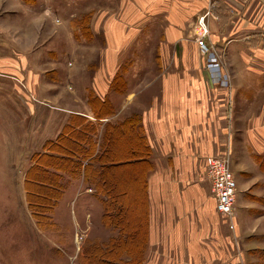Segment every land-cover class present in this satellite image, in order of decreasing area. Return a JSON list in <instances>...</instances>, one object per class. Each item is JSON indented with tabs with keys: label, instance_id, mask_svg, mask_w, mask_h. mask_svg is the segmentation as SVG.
I'll return each instance as SVG.
<instances>
[{
	"label": "rangeland",
	"instance_id": "rangeland-1",
	"mask_svg": "<svg viewBox=\"0 0 264 264\" xmlns=\"http://www.w3.org/2000/svg\"><path fill=\"white\" fill-rule=\"evenodd\" d=\"M128 1L131 9L124 0H0V264H91L95 257L83 258L86 239L108 237L100 231L102 203L87 193L84 174L63 175V192L49 212L37 205L44 189L26 183L35 157L53 154L50 142L70 121L94 123L102 137L109 123L138 121L177 69L218 63L225 69L228 63L223 79L231 81V72L247 62L235 66L201 52L198 42L208 37L201 27L204 12L185 40L170 42L167 35L180 28L165 15L141 11L140 0ZM126 99L133 102L125 107ZM106 101L113 115L95 122V111L109 110L101 105ZM223 114L228 146L221 155L229 157L238 181L236 228L221 224V262L216 250L212 264H264V89L229 90ZM114 135L111 146L119 142L128 152L130 133ZM135 189H124L134 202ZM127 214L128 230L140 231V220L132 222L134 215Z\"/></svg>",
	"mask_w": 264,
	"mask_h": 264
},
{
	"label": "crops",
	"instance_id": "crops-1",
	"mask_svg": "<svg viewBox=\"0 0 264 264\" xmlns=\"http://www.w3.org/2000/svg\"><path fill=\"white\" fill-rule=\"evenodd\" d=\"M144 1L140 0L144 4L141 11L157 17L165 15L171 27L180 28L167 35L168 41L185 40V32L195 26L204 12L207 17L201 21V27L207 29L205 41L211 46L212 54L225 62L230 59L235 66L240 60L247 62L230 73L231 81L223 79L228 63L225 69L218 63L211 69L202 66L177 69L174 73L177 77L162 83L161 98L142 108L139 114L149 155L144 162L145 180L138 206L139 241L133 239L136 229L128 230L130 225L122 226L121 220L114 222L120 216L118 212L111 216L115 218L110 219L109 225L104 224L103 210L100 217L103 231H100L106 230L108 237L88 238L84 245L139 252L124 257L131 264H212V252L216 250L221 262V231L222 225L226 230L227 221L217 212L212 198L205 159L227 150L223 113L227 110L229 90L264 89L261 86L264 84V0ZM123 5L132 7L128 0ZM215 75L219 80H214ZM132 102L126 99L125 107ZM83 186L97 203L105 199L87 183ZM85 233L88 237V232ZM223 245L226 254V238Z\"/></svg>",
	"mask_w": 264,
	"mask_h": 264
},
{
	"label": "trees",
	"instance_id": "trees-1",
	"mask_svg": "<svg viewBox=\"0 0 264 264\" xmlns=\"http://www.w3.org/2000/svg\"><path fill=\"white\" fill-rule=\"evenodd\" d=\"M101 105H105L109 110L106 114L95 111L93 115L95 122H101L113 115L109 101L102 102ZM74 116V119L79 118V120L82 117ZM94 125V123H90L89 127H84L79 122L70 121L58 136V140L54 143L50 142L49 150L53 154H46L43 156L44 159L35 157V165L28 171L26 183L44 189L43 197L36 193L33 194L42 198V202H38L37 205L44 206V209L49 212L52 204L60 198L63 192L61 185L63 175L74 176L80 172V174H84V182L93 186L97 195L105 197L102 200L104 224L109 225L110 219L114 220L115 218V216L112 218L111 216L118 212L120 216L116 217L114 222L119 223L121 220L122 226L130 225L131 219L127 217L129 211L134 215L132 222L138 220V206L141 202L140 191L143 190L145 180L144 162L149 156L147 144L141 134L140 117L138 121L135 117L125 119L116 126H111L109 123L108 133L102 137L98 136L96 125ZM128 133L132 139L126 137ZM114 134H117V138L118 135H126L124 137H126V141H129L127 142V145H130V147L127 146L129 153L125 148L126 145L123 150L116 146L119 142L114 141L115 148L111 146L116 137ZM92 180L95 182L91 183ZM131 188H136L133 193L137 192L138 200L136 199L135 202V195L132 196L126 190L124 191V189L129 191ZM40 203L43 205L40 206ZM136 231L137 235L133 239L138 242L139 230L136 228ZM114 246L121 248L123 244ZM85 249L87 252L85 254L83 252L84 260H88L92 256L95 257L94 260H91V264H131V261L126 262L124 257H130V253L134 255L132 251H109L101 248L100 245H87Z\"/></svg>",
	"mask_w": 264,
	"mask_h": 264
},
{
	"label": "built area",
	"instance_id": "built-area-1",
	"mask_svg": "<svg viewBox=\"0 0 264 264\" xmlns=\"http://www.w3.org/2000/svg\"><path fill=\"white\" fill-rule=\"evenodd\" d=\"M199 48L203 54L211 53V46L199 40ZM216 80H219L216 76ZM226 84L225 81L222 82ZM205 174L211 185V192L216 198V209L227 219V226L234 231L236 220L234 210L237 203V182L231 169L230 159L225 155L209 156L205 159Z\"/></svg>",
	"mask_w": 264,
	"mask_h": 264
}]
</instances>
